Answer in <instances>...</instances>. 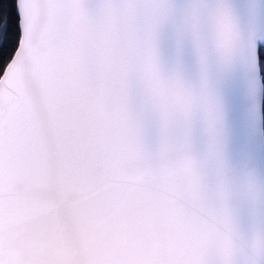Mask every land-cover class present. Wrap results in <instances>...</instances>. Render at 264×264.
I'll return each instance as SVG.
<instances>
[{
	"label": "snow or ice",
	"instance_id": "snow-or-ice-1",
	"mask_svg": "<svg viewBox=\"0 0 264 264\" xmlns=\"http://www.w3.org/2000/svg\"><path fill=\"white\" fill-rule=\"evenodd\" d=\"M9 3L0 264H264V0Z\"/></svg>",
	"mask_w": 264,
	"mask_h": 264
},
{
	"label": "trees",
	"instance_id": "trees-1",
	"mask_svg": "<svg viewBox=\"0 0 264 264\" xmlns=\"http://www.w3.org/2000/svg\"><path fill=\"white\" fill-rule=\"evenodd\" d=\"M14 5L15 0H10ZM11 13V5L9 0H0V24L3 22V16L7 17ZM19 17L16 15L15 23L12 27L9 25V31L0 35V75L3 74V69L10 61L12 54H14L19 39L18 28ZM16 25V26H15Z\"/></svg>",
	"mask_w": 264,
	"mask_h": 264
},
{
	"label": "water",
	"instance_id": "water-1",
	"mask_svg": "<svg viewBox=\"0 0 264 264\" xmlns=\"http://www.w3.org/2000/svg\"><path fill=\"white\" fill-rule=\"evenodd\" d=\"M62 215L66 216L67 215V209L63 210Z\"/></svg>",
	"mask_w": 264,
	"mask_h": 264
}]
</instances>
